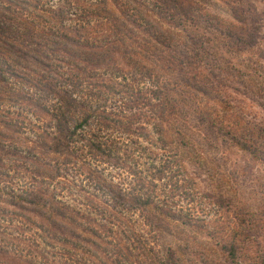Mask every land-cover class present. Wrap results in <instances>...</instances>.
Instances as JSON below:
<instances>
[{
    "label": "trees",
    "instance_id": "16d2710c",
    "mask_svg": "<svg viewBox=\"0 0 264 264\" xmlns=\"http://www.w3.org/2000/svg\"><path fill=\"white\" fill-rule=\"evenodd\" d=\"M9 1L6 9L17 6ZM62 1L46 16L27 0L21 23L0 8V264H139L154 257L169 225L193 226L160 198L158 180H171L173 165L180 176L176 146L192 145L190 135L169 139L166 128L183 108L172 71H185L189 58L176 39L215 38L185 28L200 0ZM228 4L240 30L214 29L254 46L252 1ZM182 180L166 187L184 192ZM169 250L163 264L182 261Z\"/></svg>",
    "mask_w": 264,
    "mask_h": 264
},
{
    "label": "rangeland",
    "instance_id": "374dc122",
    "mask_svg": "<svg viewBox=\"0 0 264 264\" xmlns=\"http://www.w3.org/2000/svg\"><path fill=\"white\" fill-rule=\"evenodd\" d=\"M14 1L18 7L14 4L12 9H6L11 6L10 1L0 0V8L10 11L21 23L25 18L21 7L27 0ZM200 1L190 10L192 18L185 21V28L197 27L194 31L200 34L210 30L215 41L196 44V34L188 38L179 35L176 39L177 52L189 58L185 59V71L179 67L172 71L173 81L177 83L171 81L170 85L178 90L176 97L183 108L171 116L166 127L169 139L172 133L180 144L190 135L192 145L176 146L184 165L178 170L180 176L173 177L177 171L173 165L172 179L158 180L163 189L159 190L160 198L167 195L169 207L183 219L192 220L193 226L183 229L177 224L169 225L167 230L171 234L167 231L158 244H153L154 257H143L139 264H163L162 254L166 249L174 251L177 258L182 257L176 264H264V0H250L255 17L260 19V28L256 44L246 48L235 40L223 39L224 35L214 29L220 25L234 32L240 30L241 23L232 18L228 4L234 0ZM30 2L38 11L45 10L46 16L52 8L63 4L62 0ZM91 2L80 0L82 5ZM76 15L71 14L72 19H67L66 24H74ZM5 22L9 24L7 18ZM19 31L21 35L23 28ZM194 49L203 57H196ZM193 74L196 78L191 77ZM153 134L157 137L154 131ZM242 140L247 141L250 149L239 144ZM156 150L162 153L161 149ZM104 165L105 173L119 172ZM154 167H160V163ZM140 168L145 170L148 163ZM124 175L131 179L127 173ZM183 177L184 192L166 187L169 183H179ZM69 178L84 187L81 178L71 175ZM137 223L151 242L152 232L146 234L147 227L141 226L140 217ZM231 247L235 251L233 257L228 251Z\"/></svg>",
    "mask_w": 264,
    "mask_h": 264
}]
</instances>
